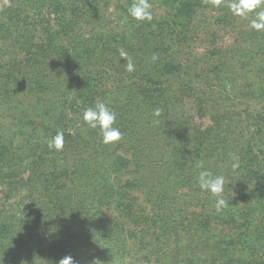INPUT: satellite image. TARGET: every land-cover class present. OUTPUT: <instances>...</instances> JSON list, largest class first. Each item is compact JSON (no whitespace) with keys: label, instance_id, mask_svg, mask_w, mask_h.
<instances>
[{"label":"trees","instance_id":"1","mask_svg":"<svg viewBox=\"0 0 264 264\" xmlns=\"http://www.w3.org/2000/svg\"><path fill=\"white\" fill-rule=\"evenodd\" d=\"M150 2L125 29L132 0H0V264H264V32L229 0ZM101 101L111 144L82 120ZM198 161L225 177L219 213Z\"/></svg>","mask_w":264,"mask_h":264},{"label":"clouds","instance_id":"2","mask_svg":"<svg viewBox=\"0 0 264 264\" xmlns=\"http://www.w3.org/2000/svg\"><path fill=\"white\" fill-rule=\"evenodd\" d=\"M215 5H219L222 0H213ZM5 5L8 0H3ZM233 15L241 18L251 16L250 27L257 32H264V0H229L227 4ZM152 3L150 0H132V3L127 9L128 15L137 22L153 20ZM119 56L126 61L124 65L125 71L132 73L135 71V64L123 48L119 49ZM157 57L152 56L155 61ZM154 116H160L161 110L155 109ZM82 120L91 129H99L101 142L111 144L122 138V133L116 123V113L105 103L97 102L94 106L86 108L82 115ZM64 146V136L62 131H57L56 134L48 141L50 150L60 151ZM233 170L239 168V157L231 154ZM196 168L199 170L196 177V182L201 192L211 194L215 197V210L221 212L224 208L230 205L229 201L224 198L225 177L223 175L214 174L211 170L204 167L203 161L196 163ZM97 261L94 262L96 264ZM57 264H75L71 255L60 259Z\"/></svg>","mask_w":264,"mask_h":264},{"label":"rangeland","instance_id":"3","mask_svg":"<svg viewBox=\"0 0 264 264\" xmlns=\"http://www.w3.org/2000/svg\"><path fill=\"white\" fill-rule=\"evenodd\" d=\"M155 8V9H154ZM211 8H213L211 5H210V8H207V10L204 8V9H202V8H199L200 10H202L201 12H198L197 13V15L196 16H194V19H200V20H203V22H208V20L206 19L205 21H204V19L206 18V16H207V18H208V15H209V17H213L214 16V14H215V12H211L209 9H211ZM152 9H153V11L156 13V14H161L162 15V11L161 10H159L156 6H153L152 7ZM110 10L112 11L113 10V8L112 7H110ZM205 22V23H206ZM129 24V25H128ZM137 24H140V22H137V21H133V22H131V18H128L127 19V21H126V25H125V29L127 28V27H130V29H134V28H136V26H137ZM213 27V28H212ZM124 29V30H125ZM209 29L211 30L210 32L214 35V38L215 37H217V45L219 46V47H224V48H226V47H228L231 43H232V40H233V36H234V34L232 33V31H228L227 29H224V27H222V26H220V27H218V25L217 26H215L214 25V23L212 22V21H210V26H209ZM214 30V31H213ZM87 31H89V30H87ZM202 32V31H201ZM133 33V32H132ZM135 33V32H134ZM203 36V38H206L204 35H202ZM196 73L197 74H199L200 72L199 71H196ZM196 83H197V85L199 86V82H197V81H195ZM202 86H204V85H202ZM205 87V86H204ZM192 99V98H191ZM191 99H187L186 100V102H188V103H192V100ZM255 106V105H254ZM255 107H259V106H255ZM191 112H194V111H191ZM190 112V113H191ZM197 114H195V113H191L190 114V118L192 119V121H193V123L195 122L194 120L197 118ZM200 120V122H202V124L204 125V123L206 122V124H205V126L208 124V121L206 120V119H202V118H200L199 119ZM100 133V132H99ZM155 161H156V159H155ZM157 162V161H156ZM158 166V165H157ZM157 170H159V169H157ZM155 176L156 175H153L152 177L153 178H155ZM252 185H251V189L253 188L254 190H259V188H260V186H261V183L260 182H258V183H256L255 181L254 182H252L251 183ZM188 188V187H187ZM233 193H237V189L236 188H234V189H232L231 191H230V194H233ZM241 227V226H240ZM242 228V227H241Z\"/></svg>","mask_w":264,"mask_h":264}]
</instances>
